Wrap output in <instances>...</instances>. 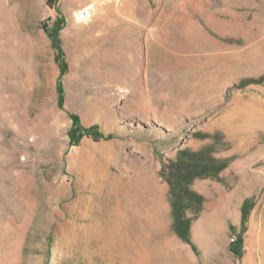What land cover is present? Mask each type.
I'll list each match as a JSON object with an SVG mask.
<instances>
[{
  "label": "rangeland",
  "instance_id": "374dc122",
  "mask_svg": "<svg viewBox=\"0 0 264 264\" xmlns=\"http://www.w3.org/2000/svg\"><path fill=\"white\" fill-rule=\"evenodd\" d=\"M94 2L0 0V264H264V0H122L78 22ZM170 20L190 41L148 62ZM99 180L100 213L124 189L166 203L156 253L78 229Z\"/></svg>",
  "mask_w": 264,
  "mask_h": 264
},
{
  "label": "bare ground",
  "instance_id": "6f19581e",
  "mask_svg": "<svg viewBox=\"0 0 264 264\" xmlns=\"http://www.w3.org/2000/svg\"><path fill=\"white\" fill-rule=\"evenodd\" d=\"M121 4L122 0H95L91 6L76 11L74 17L78 22H88L94 14L106 10L110 6L121 7ZM188 24L186 21L173 20L170 23L152 26L145 38L148 62L152 61L157 54L160 57H167L168 54L172 55L174 53L172 46L175 42H178L180 49L183 50L185 44L192 37ZM97 161V159L92 160L94 170L97 166L99 167V161ZM90 175L88 178H92ZM100 180L99 183H97L98 181L93 182V195L88 197L90 204L82 218L87 221L85 224L78 226V229L85 230L86 237L92 229L99 230L102 236L99 242L96 243V247L111 253H117L127 260H135L143 247L150 250L151 253H156L158 246L157 243L151 240V236H157L163 230L169 229V217L165 201L163 200L165 204L163 202L161 204L153 195H148L145 201H140L129 189H124L121 197L113 200L109 199L106 211L100 213L98 209L101 208L97 209V201L101 199L97 196L99 191L103 190ZM227 216H235V213L230 210L224 216L219 217V214H215L201 220L195 228V235L199 238L207 237V241H213L214 238L212 237L216 234L217 229H220L217 226L219 219Z\"/></svg>",
  "mask_w": 264,
  "mask_h": 264
},
{
  "label": "trees",
  "instance_id": "16d2710c",
  "mask_svg": "<svg viewBox=\"0 0 264 264\" xmlns=\"http://www.w3.org/2000/svg\"><path fill=\"white\" fill-rule=\"evenodd\" d=\"M49 1H51V0H49ZM238 238H237V243L239 242V238H240V236H237Z\"/></svg>",
  "mask_w": 264,
  "mask_h": 264
},
{
  "label": "built area",
  "instance_id": "2783aa9c",
  "mask_svg": "<svg viewBox=\"0 0 264 264\" xmlns=\"http://www.w3.org/2000/svg\"><path fill=\"white\" fill-rule=\"evenodd\" d=\"M238 237H235L234 239H237Z\"/></svg>",
  "mask_w": 264,
  "mask_h": 264
}]
</instances>
